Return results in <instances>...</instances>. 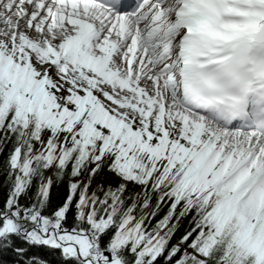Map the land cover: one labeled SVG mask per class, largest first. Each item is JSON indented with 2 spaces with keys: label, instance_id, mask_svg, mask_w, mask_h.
<instances>
[{
  "label": "snow or ice",
  "instance_id": "1",
  "mask_svg": "<svg viewBox=\"0 0 264 264\" xmlns=\"http://www.w3.org/2000/svg\"><path fill=\"white\" fill-rule=\"evenodd\" d=\"M5 149L0 264H264V0H0Z\"/></svg>",
  "mask_w": 264,
  "mask_h": 264
},
{
  "label": "trees",
  "instance_id": "2",
  "mask_svg": "<svg viewBox=\"0 0 264 264\" xmlns=\"http://www.w3.org/2000/svg\"><path fill=\"white\" fill-rule=\"evenodd\" d=\"M7 155V149H5V152L3 153V154H0V161H2L3 160V157L4 156H6ZM5 173H4V171H3V167H2V165H0V184H2L3 183V181H4V179H5ZM167 209L165 208V211H166ZM163 213H161V215H162ZM188 219H190V217L189 218H182L181 219V226H180V229H179V232L180 233H182L187 227H188ZM155 221H153V223H154Z\"/></svg>",
  "mask_w": 264,
  "mask_h": 264
}]
</instances>
